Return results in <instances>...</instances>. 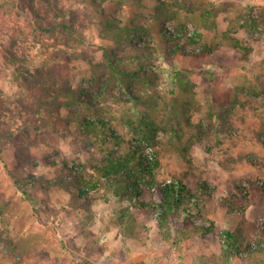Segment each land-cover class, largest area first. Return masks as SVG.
Here are the masks:
<instances>
[{
    "label": "rangeland",
    "instance_id": "374dc122",
    "mask_svg": "<svg viewBox=\"0 0 264 264\" xmlns=\"http://www.w3.org/2000/svg\"><path fill=\"white\" fill-rule=\"evenodd\" d=\"M65 85L119 143L47 114ZM136 148L138 193L99 184L102 160ZM82 175L99 184L84 201L55 187ZM169 183L193 197L164 219ZM88 263L264 264V0H0V264Z\"/></svg>",
    "mask_w": 264,
    "mask_h": 264
},
{
    "label": "trees",
    "instance_id": "16d2710c",
    "mask_svg": "<svg viewBox=\"0 0 264 264\" xmlns=\"http://www.w3.org/2000/svg\"><path fill=\"white\" fill-rule=\"evenodd\" d=\"M167 15L168 14H162V17H167ZM106 22L110 24V19L107 18ZM175 50L176 49H171L169 54L173 55ZM194 54L196 53L194 52ZM39 88L44 93L46 85H40ZM44 95L46 97L45 93ZM82 95L83 90L81 88L76 89L72 86L65 85L62 86L59 90H57L55 94L50 95L49 93L50 98L47 100H45L41 96V100L39 103L41 105L47 103V114L52 117V119H55L57 124L68 128L69 131H71L73 127V121L76 120L78 121L79 131L81 132L83 137H91L97 143H101V141H104V143H109V139H114V141L116 140V142L114 143H119L120 138H118L114 130H111V128L105 124L104 120L85 118L86 116L79 113L80 108L90 110L93 106V103L90 102L92 98L88 96L87 100H84V98H82ZM64 107L68 109L69 114L71 113L70 116H65L61 114V110ZM33 126L37 131H42L43 129L39 127L37 128V126L35 125ZM103 138L104 140H102ZM144 162L145 161L141 159L140 148L130 150L126 155H121L116 150H114V152L110 154V158H105L104 160H102L101 166L97 167L98 177L100 181L99 184L103 182V179H106L107 181H114V177H122L121 179H124V181L128 183L127 186H131L133 192L138 193V182L142 178L139 174L144 173V171H148V169L150 171V168L143 167V165H145ZM50 169L52 172L60 174H64L66 172H73V170H71L72 168H69L68 165L64 162L50 163ZM77 173L80 172L78 171ZM16 175L17 176H15V181L16 185L18 186V189L23 194H28L29 187L35 186L36 184V182L34 181L35 177L31 175ZM134 177L137 178V181L134 180ZM59 179L60 181L55 184V187H58L59 189L69 188L72 191V194L75 195L76 200H86V197L89 192H92L93 190H96L99 187V184H93V182H90L85 179L83 175L78 177L77 180H74L71 184L67 181L65 177H60ZM39 184L40 185H38L37 187L40 188L46 187L47 183L42 184L41 182H39ZM158 190L160 191V195H163L162 198L165 202L162 205V217L164 219H166V215L169 212L172 213V211H175L176 213H178L180 209L184 207L185 199L187 198V200H189L193 197L192 190L182 184L169 183L166 184L165 187L162 189L158 188ZM124 191L126 190L122 186H119L116 190V193L120 194ZM225 237L226 239L224 240V242L227 247V253L229 254V257L231 259H234V257H237L239 255L238 252L241 249V246L236 242L237 238L232 232H226Z\"/></svg>",
    "mask_w": 264,
    "mask_h": 264
}]
</instances>
